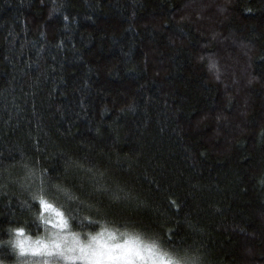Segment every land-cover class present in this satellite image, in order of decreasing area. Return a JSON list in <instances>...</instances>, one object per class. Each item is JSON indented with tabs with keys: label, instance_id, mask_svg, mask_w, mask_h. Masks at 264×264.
<instances>
[{
	"label": "trees",
	"instance_id": "16d2710c",
	"mask_svg": "<svg viewBox=\"0 0 264 264\" xmlns=\"http://www.w3.org/2000/svg\"><path fill=\"white\" fill-rule=\"evenodd\" d=\"M73 155L168 240L264 264V0H0V235L24 164Z\"/></svg>",
	"mask_w": 264,
	"mask_h": 264
},
{
	"label": "clouds",
	"instance_id": "9594fccd",
	"mask_svg": "<svg viewBox=\"0 0 264 264\" xmlns=\"http://www.w3.org/2000/svg\"><path fill=\"white\" fill-rule=\"evenodd\" d=\"M78 161L68 157L59 174L24 164L12 190L22 214L0 235V264H212L197 240L174 243L129 214L147 210L146 197Z\"/></svg>",
	"mask_w": 264,
	"mask_h": 264
}]
</instances>
